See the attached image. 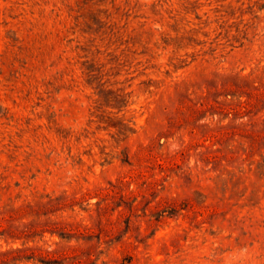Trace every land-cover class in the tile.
<instances>
[{
    "label": "rangeland",
    "instance_id": "374dc122",
    "mask_svg": "<svg viewBox=\"0 0 264 264\" xmlns=\"http://www.w3.org/2000/svg\"><path fill=\"white\" fill-rule=\"evenodd\" d=\"M0 264H264V0H0Z\"/></svg>",
    "mask_w": 264,
    "mask_h": 264
}]
</instances>
